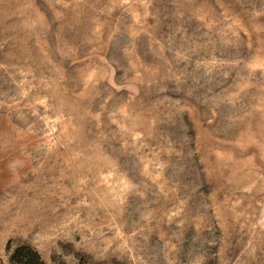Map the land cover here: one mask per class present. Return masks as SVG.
<instances>
[{"label":"rangeland","instance_id":"374dc122","mask_svg":"<svg viewBox=\"0 0 264 264\" xmlns=\"http://www.w3.org/2000/svg\"><path fill=\"white\" fill-rule=\"evenodd\" d=\"M0 264H264V0H0Z\"/></svg>","mask_w":264,"mask_h":264}]
</instances>
